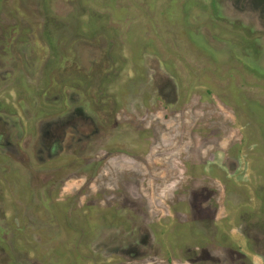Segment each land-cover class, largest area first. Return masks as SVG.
<instances>
[{"label": "rangeland", "instance_id": "1", "mask_svg": "<svg viewBox=\"0 0 264 264\" xmlns=\"http://www.w3.org/2000/svg\"><path fill=\"white\" fill-rule=\"evenodd\" d=\"M0 264H264V0H0Z\"/></svg>", "mask_w": 264, "mask_h": 264}, {"label": "flooded vegetation", "instance_id": "2", "mask_svg": "<svg viewBox=\"0 0 264 264\" xmlns=\"http://www.w3.org/2000/svg\"><path fill=\"white\" fill-rule=\"evenodd\" d=\"M75 114L77 115V113L75 112ZM68 117H70L69 119H67V120H65L64 122H61L59 125H61V126H57V125H53V124H50V123H46L44 126V128L46 129V134H48V135H51V131L50 130H52L54 133H56V131H57V129H59V131L61 132V131H63V130H66L67 128H69V126L71 125L72 127H74L75 126V124H83L81 121H79V120H76V119H74V120H72L73 119V117L72 116H68ZM64 125H68V127H64V128H62ZM89 123H86V124H84L82 127H77L76 128V131H72V134H76V136H80V135H82V137H89V136H86V135H88V134H86V133H83L82 131H86L87 129H89ZM77 133H79V134H77ZM63 134H65V133H63ZM76 136H74V135H70V138H71V140L72 141H74V139L75 138H77ZM55 144V143H54ZM51 148V149H50ZM50 148H48L47 149V151H48V157L49 158H51V157H53L54 155L52 154V153H50L51 151L52 152H57V149H58V144L56 143L54 146H52V147H50Z\"/></svg>", "mask_w": 264, "mask_h": 264}]
</instances>
